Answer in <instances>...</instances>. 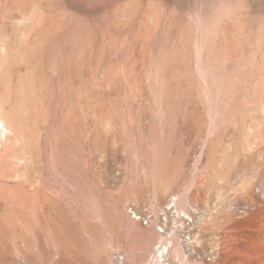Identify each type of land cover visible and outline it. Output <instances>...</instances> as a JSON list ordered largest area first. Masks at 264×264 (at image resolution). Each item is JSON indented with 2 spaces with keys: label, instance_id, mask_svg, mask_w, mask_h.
<instances>
[{
  "label": "rangeland",
  "instance_id": "374dc122",
  "mask_svg": "<svg viewBox=\"0 0 264 264\" xmlns=\"http://www.w3.org/2000/svg\"><path fill=\"white\" fill-rule=\"evenodd\" d=\"M0 122V264H264V0H0Z\"/></svg>",
  "mask_w": 264,
  "mask_h": 264
},
{
  "label": "bare ground",
  "instance_id": "6f19581e",
  "mask_svg": "<svg viewBox=\"0 0 264 264\" xmlns=\"http://www.w3.org/2000/svg\"><path fill=\"white\" fill-rule=\"evenodd\" d=\"M0 126H1V128H3V124H2V122H0ZM4 131V130H3ZM160 253H162V252H160Z\"/></svg>",
  "mask_w": 264,
  "mask_h": 264
}]
</instances>
